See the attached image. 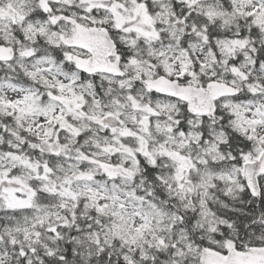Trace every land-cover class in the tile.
<instances>
[{
  "label": "snow or ice",
  "instance_id": "1",
  "mask_svg": "<svg viewBox=\"0 0 264 264\" xmlns=\"http://www.w3.org/2000/svg\"><path fill=\"white\" fill-rule=\"evenodd\" d=\"M0 264H264V0H0Z\"/></svg>",
  "mask_w": 264,
  "mask_h": 264
}]
</instances>
